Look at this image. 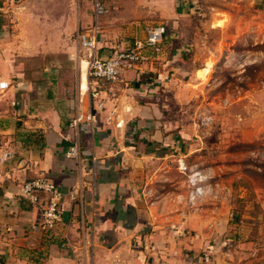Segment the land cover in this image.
<instances>
[{"label": "crops", "instance_id": "0c3cea01", "mask_svg": "<svg viewBox=\"0 0 264 264\" xmlns=\"http://www.w3.org/2000/svg\"><path fill=\"white\" fill-rule=\"evenodd\" d=\"M101 1L99 57L167 26L163 51L113 84L90 77L91 49L77 38L92 27L94 0H0V82L9 83L0 88V264H195L209 250L168 148L186 127L167 114L168 94L180 96L186 72L207 65L203 33L186 25L180 0ZM77 112L94 114L87 131L71 126ZM73 145L81 158L68 156ZM38 176L63 192L48 231L36 226L42 203L22 193Z\"/></svg>", "mask_w": 264, "mask_h": 264}, {"label": "rangeland", "instance_id": "374dc122", "mask_svg": "<svg viewBox=\"0 0 264 264\" xmlns=\"http://www.w3.org/2000/svg\"><path fill=\"white\" fill-rule=\"evenodd\" d=\"M180 1L189 8L186 25L206 40L207 65L186 72L180 96L168 94L167 114L188 134L168 146L178 195L216 264H264V0ZM181 158L207 176L194 203Z\"/></svg>", "mask_w": 264, "mask_h": 264}, {"label": "built area", "instance_id": "2783aa9c", "mask_svg": "<svg viewBox=\"0 0 264 264\" xmlns=\"http://www.w3.org/2000/svg\"><path fill=\"white\" fill-rule=\"evenodd\" d=\"M105 11V6L101 0H94L95 22L87 30H78L77 38L82 47L91 49L88 61L90 77L98 80L108 81L111 84L123 80L124 73L132 68L138 67L140 63L148 59L150 53H160L167 28L165 24L151 25L147 28L143 38H137L127 48L115 51L112 55L102 58L96 54L99 26L97 17ZM7 81L0 82V88H8ZM94 114L88 113L86 116L77 112L70 121L71 126L77 127L80 131H87L90 123L94 120ZM84 150L79 145H73L68 151V156L81 158ZM179 169L187 176L190 186L189 199L194 203L206 192V174L200 170L191 169L181 158ZM23 195L32 203L41 202L43 205L42 220L36 226L44 231L54 229L62 218L61 200L63 192L59 187L46 177L38 176L26 180L22 186ZM212 248H209L203 261L195 260V264H215L211 256Z\"/></svg>", "mask_w": 264, "mask_h": 264}]
</instances>
